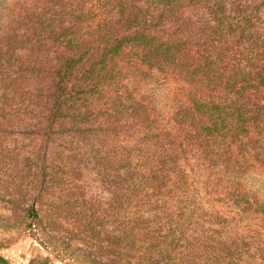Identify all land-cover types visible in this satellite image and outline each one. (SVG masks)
Here are the masks:
<instances>
[{
	"label": "rangeland",
	"instance_id": "obj_1",
	"mask_svg": "<svg viewBox=\"0 0 264 264\" xmlns=\"http://www.w3.org/2000/svg\"><path fill=\"white\" fill-rule=\"evenodd\" d=\"M33 1L37 16L26 9L31 0H0V39L11 51V82L0 89V264H264V136L253 135L248 170L235 180L239 208L217 202L192 179L195 193L178 203L184 208H128L129 186L141 193L133 185L146 174L141 149L145 142L155 158V140L136 127H118L115 119L133 123L140 99L161 111L187 104L195 88L167 67L151 68L141 49L128 50L121 114L104 125L80 118L46 127V84L23 63L54 48L49 43L29 53L27 34L58 13L47 7L50 0ZM183 1L190 7L179 23L196 32L207 5L245 7L242 54L253 75L262 72L264 0ZM100 10L101 19L113 15L105 3Z\"/></svg>",
	"mask_w": 264,
	"mask_h": 264
},
{
	"label": "trees",
	"instance_id": "obj_2",
	"mask_svg": "<svg viewBox=\"0 0 264 264\" xmlns=\"http://www.w3.org/2000/svg\"><path fill=\"white\" fill-rule=\"evenodd\" d=\"M34 2L25 6L37 16ZM102 2L112 7L109 19L100 18ZM47 7L56 9L58 19L40 23L39 32L32 26L29 53L44 44L54 43V48L23 63L46 84L43 125L80 118L97 125L111 121L129 91L123 57L141 49L151 68L167 67L195 88V95L187 104L177 102L163 111L140 99L133 123L115 119L118 127H136L138 134L155 140V158L145 142L141 149L148 160L141 165L146 174L133 186L142 192H131L129 186L127 207L184 208L178 203L191 190L195 193L192 179L217 202L239 208L235 180L248 170L243 165L253 157V135L264 136V69L253 75L240 44L246 8L218 1L207 5L202 31L196 32L179 23L190 7L183 0H50ZM0 59L4 89L11 82L6 78L11 51L1 39ZM12 75L18 76L17 69Z\"/></svg>",
	"mask_w": 264,
	"mask_h": 264
}]
</instances>
